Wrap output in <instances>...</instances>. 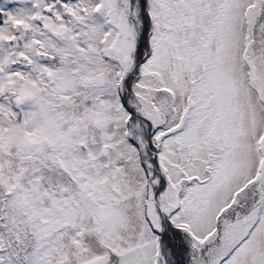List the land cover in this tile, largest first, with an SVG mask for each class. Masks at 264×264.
I'll list each match as a JSON object with an SVG mask.
<instances>
[{
    "label": "snow or ice",
    "instance_id": "snow-or-ice-1",
    "mask_svg": "<svg viewBox=\"0 0 264 264\" xmlns=\"http://www.w3.org/2000/svg\"><path fill=\"white\" fill-rule=\"evenodd\" d=\"M0 264H264V0H0Z\"/></svg>",
    "mask_w": 264,
    "mask_h": 264
}]
</instances>
